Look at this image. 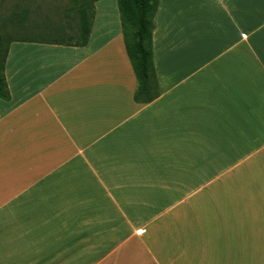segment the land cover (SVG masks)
<instances>
[{"label":"crops","instance_id":"0c3cea01","mask_svg":"<svg viewBox=\"0 0 264 264\" xmlns=\"http://www.w3.org/2000/svg\"><path fill=\"white\" fill-rule=\"evenodd\" d=\"M159 96L115 0L82 47L8 44L0 264H264V0H157Z\"/></svg>","mask_w":264,"mask_h":264},{"label":"trees","instance_id":"16d2710c","mask_svg":"<svg viewBox=\"0 0 264 264\" xmlns=\"http://www.w3.org/2000/svg\"><path fill=\"white\" fill-rule=\"evenodd\" d=\"M90 0L89 14L86 15V3L78 5V27L76 40L70 41H38L32 39H2L0 36V99L8 100L9 93L4 78V63L8 44L17 42H38L46 44L82 47L86 44L90 24L93 17V2ZM121 28L122 42L135 80L132 100L138 104H147L159 96V87L155 77L151 34L154 28L153 16L157 8V0H115Z\"/></svg>","mask_w":264,"mask_h":264},{"label":"rangeland","instance_id":"374dc122","mask_svg":"<svg viewBox=\"0 0 264 264\" xmlns=\"http://www.w3.org/2000/svg\"><path fill=\"white\" fill-rule=\"evenodd\" d=\"M89 1L0 0V36L4 40L24 38L74 42L78 27V5L85 2L88 15Z\"/></svg>","mask_w":264,"mask_h":264}]
</instances>
